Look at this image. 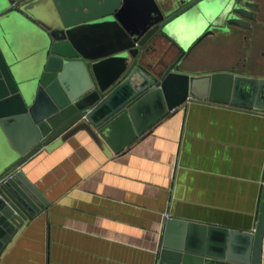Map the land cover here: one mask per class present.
<instances>
[{"label": "water", "instance_id": "obj_1", "mask_svg": "<svg viewBox=\"0 0 264 264\" xmlns=\"http://www.w3.org/2000/svg\"><path fill=\"white\" fill-rule=\"evenodd\" d=\"M261 12L255 0H0V179L81 132L120 152L185 101H213L202 92L216 86L223 104L264 115V78L182 69L196 43L216 30H250ZM14 17L43 33L25 78L14 71ZM175 50L179 56L161 62ZM45 209L22 172L0 186V258ZM263 257L264 187L251 231L168 219L159 264Z\"/></svg>", "mask_w": 264, "mask_h": 264}, {"label": "crops", "instance_id": "obj_2", "mask_svg": "<svg viewBox=\"0 0 264 264\" xmlns=\"http://www.w3.org/2000/svg\"><path fill=\"white\" fill-rule=\"evenodd\" d=\"M255 1L262 12L250 30L214 31L182 69L264 78V0ZM202 95L213 101H185L120 152L81 132L27 161L21 171L46 209L0 264H159L166 214L253 230L264 187V115L223 104L217 86Z\"/></svg>", "mask_w": 264, "mask_h": 264}, {"label": "rangeland", "instance_id": "obj_3", "mask_svg": "<svg viewBox=\"0 0 264 264\" xmlns=\"http://www.w3.org/2000/svg\"><path fill=\"white\" fill-rule=\"evenodd\" d=\"M37 17L42 19L41 16ZM42 21H45L43 18ZM9 31L13 36L10 37V44L14 47L16 43L21 46V49L18 51V57L20 56H28V58L20 57V66L15 68V73L18 77L25 76V70H29V68L37 62V55L39 45L41 44L42 34L39 29H31L27 24L23 23L22 20L18 19V17L11 18L8 22ZM196 45V44H195ZM31 49V53L29 55L25 54L24 49ZM15 52V51H14ZM20 55V56H19ZM12 59V58H11Z\"/></svg>", "mask_w": 264, "mask_h": 264}, {"label": "built area", "instance_id": "obj_4", "mask_svg": "<svg viewBox=\"0 0 264 264\" xmlns=\"http://www.w3.org/2000/svg\"><path fill=\"white\" fill-rule=\"evenodd\" d=\"M21 171V167H17L11 172H9L6 176H4L2 179H0V186L7 182L8 179L14 178L16 175H18ZM166 218L169 219L171 216L169 214H166Z\"/></svg>", "mask_w": 264, "mask_h": 264}, {"label": "flooded vegetation", "instance_id": "obj_5", "mask_svg": "<svg viewBox=\"0 0 264 264\" xmlns=\"http://www.w3.org/2000/svg\"><path fill=\"white\" fill-rule=\"evenodd\" d=\"M180 52L178 51V53L176 54V56L174 58H176L177 56H179Z\"/></svg>", "mask_w": 264, "mask_h": 264}]
</instances>
